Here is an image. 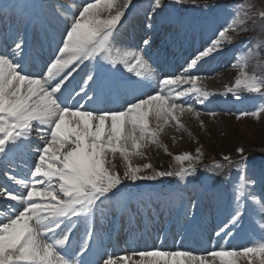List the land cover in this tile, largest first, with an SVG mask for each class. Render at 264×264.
<instances>
[{"label":"snow or ice","instance_id":"obj_1","mask_svg":"<svg viewBox=\"0 0 264 264\" xmlns=\"http://www.w3.org/2000/svg\"><path fill=\"white\" fill-rule=\"evenodd\" d=\"M174 2L180 4L186 0ZM191 2L195 4L196 0ZM130 5L131 0H124L122 5L118 0H91L77 9L65 30L62 46L57 49L58 55L42 75L29 73L21 63L22 39L15 42L11 52L0 53V155L7 156L18 149L28 148L34 131L43 141L42 145L35 147L39 155L30 173L31 179L10 177L23 191L7 188L0 191V199L15 202L8 205L6 219L0 220V264H88L80 258L89 248L87 239L77 251H70L71 230L77 222L73 218L83 217L88 222L97 202L102 204L104 200H110L109 193L114 195V189L120 191V185L125 181H154L165 176L184 181L195 175L196 164L201 162L199 149L196 157L190 153L175 155L174 160L180 165L175 171H153L145 175L140 173L152 166L134 167L131 157H142V148L159 144L157 132L150 128V116L158 122V127L160 121L164 124L174 122L178 131L184 128L180 116L185 111L199 118L200 113L191 104L177 102L190 93L205 99L208 97L209 93L197 83L201 76L191 71L197 68L198 62L231 44L233 36L229 33L240 34L248 30L244 25L248 20L255 24L254 17L258 16L264 30V10L244 11L241 18L245 8L242 4L233 10L229 21L210 43L190 60L185 75L162 79L155 94L133 96L116 110L70 105L71 96L66 95L65 84L85 61L98 64L103 61L109 65L104 68L101 64V71L95 76L87 74L79 90L75 91V95H83L93 105L106 90L115 89L121 82L138 83L125 77L120 66L139 81L151 78V58L145 56L143 48L121 49L114 45V33ZM196 6L211 7L206 4ZM160 7L161 0H153V10ZM142 43L147 48L151 40L144 39ZM250 43L246 41L244 45ZM235 59L237 63L233 67L238 69V75L234 84L226 88V93L238 100L242 92L264 97V73L248 70L249 55L236 56ZM181 83L191 87L180 91L172 88ZM262 112L264 106L251 113L241 112L237 118L249 115L259 118ZM117 153L126 163L122 176L114 170L113 159ZM237 153L241 156V160L235 162L240 171V183L236 187L239 196L246 183L248 158L243 148H238ZM222 159L229 167L234 163L230 156L225 155ZM184 162H188L187 167L183 166ZM225 167L222 163L212 165L213 169ZM0 214H5V210L0 209ZM241 215L242 208L238 203L230 223H237ZM221 232L225 229L222 228ZM230 234L225 232L226 236ZM91 235L90 231L86 232L87 237ZM131 255L139 257L135 264H216L217 261L219 264H238L237 257L247 258L248 264H254V261L264 264V238L239 249L222 247L204 254L161 248ZM118 259L129 264L128 255ZM104 264H116V261L109 257Z\"/></svg>","mask_w":264,"mask_h":264},{"label":"rangeland","instance_id":"obj_2","mask_svg":"<svg viewBox=\"0 0 264 264\" xmlns=\"http://www.w3.org/2000/svg\"><path fill=\"white\" fill-rule=\"evenodd\" d=\"M19 2L20 0H0V10L3 11L4 15L3 19L0 20L2 22L0 36L2 42H10L9 47L3 50L0 49V53L11 52L15 48V42L20 39L23 40L24 44L26 42L25 21L21 25L18 21L22 14L18 15L17 11L13 12V15L11 11ZM88 2H91V0H63V4L60 5L61 12L58 15L63 16L65 20H60L61 25L57 24L56 19L53 20L55 26L52 27V30L45 29V24L48 25L45 20L52 21V13L54 12L52 9L57 12L60 9L50 6L48 8L49 16L43 11V22H40L37 16L32 18L36 28L40 29L42 25L44 27L41 29L42 32L34 29L33 37L35 39L32 38L30 44H33V48L36 45V48L35 50L31 49L26 57L29 54L34 55L37 53V59L45 66L44 69L40 68V74L33 75L39 76L46 72L47 66L58 55L57 49L62 46L61 41L66 28L71 23L72 14ZM118 2L122 5L124 0H118ZM39 3L44 9H47L50 4L47 5V0H40ZM64 3L69 6L64 5ZM205 4L211 7L204 9L196 6ZM242 4L245 5V8L242 10L241 18H243L244 11L251 13L264 10V4L262 9L253 0H196L195 4L191 0H186V2L180 4L175 3L174 0H161V7L155 10H153V0H131V5L125 10V15L120 21L122 25L117 27L118 31L120 28V33H114V45L121 49L143 48L145 56L151 58V63L152 61L169 63L166 67L171 73L166 78L182 76L185 75V69L188 67L190 60L210 43L217 31L229 21L233 10ZM252 5H255V8ZM8 9L11 14L8 13L7 17L8 15L12 16L5 20L4 17L7 18L5 14ZM104 15L107 16L108 14L105 13ZM254 18L256 19L255 24L248 20L244 25L248 30L242 31L240 34L230 32L229 35L233 36L231 44L226 45L214 56L205 58V61L198 62L197 68L191 70L201 76L202 79L197 83L209 95L205 99L198 97L195 93H190L184 95L177 102H183L186 105L191 104L200 113L199 118L197 119L193 113L185 111L180 116V123L183 124L184 128L178 131L174 122L164 124L163 121H160L158 127V122L150 116V128L157 132L159 144H148L141 149L143 152L142 157H131V163L134 167L150 164L152 170L169 171L174 164L177 168L180 167L174 160L175 155L190 153L193 157H196L197 149H199L202 153L199 157L201 162L196 164L195 175L184 181H180L178 178L174 180L173 194L169 190L170 188L157 187L158 183H154L156 180L145 181L150 184L142 185L143 187L141 186L138 192L121 188L128 183V181H125L124 184L120 185V191L114 189V195L109 193L112 197L110 200H104L102 204L98 201L89 218V222L95 220L98 223V231H96L93 239L95 252L99 257V259L94 260L95 264H104V260L109 257H112L116 264H124L123 261L118 259L124 255L129 256V264H135L139 257L131 254L144 250L161 248L165 250H190L193 241L187 242L185 246L180 245V243L176 244V238L182 233V230L190 229L187 225L193 228L201 226L209 231V233L205 231L206 235L200 234L203 239H206L205 242L202 239L196 250H190L197 254H204L213 249L219 250L222 247L239 249L254 240L264 238V169L257 167L259 165L264 166V112L261 113L259 118L251 115L237 118L241 112L251 113L264 106V97L259 94L242 92L241 95L243 96L238 100L230 93H226V88L234 84V80L238 75V69L233 67L237 63L236 56L249 55L248 70L264 73V30L261 28V21L258 16ZM31 24L33 25L32 21L29 22V25ZM13 31H15V35L12 36ZM45 31L49 35L50 32L53 33L49 38L58 43L51 50V54L40 55L38 53L42 47L40 36L42 39L44 38L43 42L45 43V34H47ZM123 31L124 33H122ZM124 35H127V37L132 36L130 43H136V46L133 48L127 47L123 42L125 40ZM121 36L123 37L121 38ZM135 37L139 40L135 41ZM12 38L13 42H11ZM149 38L151 43L147 48H144L142 41ZM246 41H251V43L245 46L244 42ZM0 47L2 48L3 44H0ZM91 62L86 67L87 71L82 80H85L89 73L94 75V68H89ZM79 67H81V64ZM120 70L122 73L126 71L123 66H120ZM154 78V74H152L150 81ZM190 87L189 84L184 83L172 86L175 91L187 90ZM145 88L148 89V86ZM232 99L236 100H233V102ZM225 101H227V104L223 105L222 103ZM209 113H215V115ZM42 144L43 141L39 140L38 133L34 131L28 148H21L12 154L10 153L9 159L6 160H3L4 156L0 155V191L4 188L12 191L20 189V186L10 179L12 176L18 179H31L30 173L34 170L39 155L35 147ZM238 148L244 149V155L246 152L251 155L253 153V156L256 155L251 160L252 165L247 168L246 183L239 196L236 187L240 183V171L235 165V162L241 160V156L237 153ZM225 155L232 158L234 162L232 166H227L228 162L222 159ZM216 163H222L226 167L213 169L212 165ZM113 164L115 165L114 170L122 176L126 170V163L119 153L115 155ZM183 166L187 167L188 162H184ZM149 170L147 169L142 174H150ZM138 184L140 183L138 182ZM150 185L152 188L149 187ZM168 197H171L173 202L171 199H167ZM131 199L138 202L143 201L145 206L149 203V228H151V233L155 234L153 238L155 242L151 244L150 248L134 251L122 249L121 254L109 256L107 253L111 249L110 245L107 243L104 248V243L112 236L109 233V228L115 227L114 223L120 230L129 228L125 220L127 222L128 220L131 221V210L129 209V203H127ZM215 201L221 206H218ZM166 202H168V207H165ZM238 203L242 208L239 221L242 223L244 220V225L238 222L234 225L230 223ZM130 204L132 203L130 202ZM8 205H13V202L0 199V209L5 210V214H0V220L6 219ZM138 207L139 204L136 205V208ZM141 211H144L143 207ZM153 217L156 218L154 225L152 224L154 222L152 221ZM139 225L140 227L137 225V234L141 238V233L145 231L142 230L140 223ZM226 225L227 228L224 227ZM87 226L85 220H83L78 234L85 233L86 235V232H88ZM222 228L225 229V232L231 234L226 236L225 232H221ZM176 230L177 233H175ZM166 232L172 239L171 241L166 240L163 245L169 244L170 247L156 248L157 239ZM196 233L197 229L193 230L192 234L195 235ZM217 233L220 234L217 235ZM125 240V234L119 233L118 246L121 245L126 248ZM195 242L197 240H194ZM140 243H143L142 238ZM237 260L238 264H248L245 257H237ZM216 264H219V262L217 261ZM254 264H256L255 261Z\"/></svg>","mask_w":264,"mask_h":264},{"label":"bare ground","instance_id":"obj_3","mask_svg":"<svg viewBox=\"0 0 264 264\" xmlns=\"http://www.w3.org/2000/svg\"><path fill=\"white\" fill-rule=\"evenodd\" d=\"M58 1V2H57ZM52 2H53V4H52ZM54 2H56V3H54ZM48 3H50L49 4V6L47 7V9H45V12L47 13V15H48V13H49V11H48V8L50 7V6H54L56 9H60V5L61 4H63V0H51V1H49V0H47V5H48ZM64 5H67V6H69L67 3H64ZM22 11V12H24V17H25V19H27V24L29 25V22L31 21V16H33L34 14H36V15H39L40 16V19L41 20H43V17L41 16V13H40V11L38 10V5L34 2V0H21L20 2H19V4L16 6V9L14 10L15 12L16 11ZM24 10H26L27 11V13L24 11ZM54 12L52 13L53 14V17L51 18L52 19V21H50L49 19L48 20H45V22H52L51 23V26L52 27H54L55 26V19H56V21H57V24H59V25H61L60 24V20H65L64 18H62L60 15H58V13H60L61 12V9L59 10V12H57L55 9H52ZM3 12H2V10H0V16H1V18L3 19V14H2ZM8 13H10L11 14V11L8 9L7 11H6V14H5V16L7 17V14ZM13 14V13H12ZM12 15H8V17L7 18H5L4 17V19L5 20H7L9 17H11ZM28 16V17H27ZM49 16V15H48ZM48 18V17H47ZM54 20V21H53ZM56 24V25H57ZM33 26H34V24L32 25H30V27L33 29ZM0 29H1V27H0ZM63 32V31H62ZM62 32H61V34H62ZM120 33V28H119V31L117 30L116 32H115V34H119ZM122 33H124V31L122 32ZM123 36H121V38H122ZM131 37L132 36H129V37H127V35L125 36V40L123 41V39H122V41L123 42H125V44H126V46L127 47H129V48H133V44H130L129 42L131 41ZM27 39H26V42H25V46H31L32 44H30V41H32V38H33V35L32 34H30V35H27V37H26ZM137 40H139L137 37H135V41H137ZM121 41V40H120ZM121 41V42H122ZM9 41H4V42H2V37L0 36V44H3V47L1 48L0 47V49L1 50H3V49H6L7 47H9ZM41 43V42H40ZM40 45V44H39ZM41 46H42V44H41ZM135 46H136V44H135ZM50 48V45H45V47H41V50H40V52H38V53H40V55H41V52H43L44 50H45V52H46V50H48L49 48ZM25 49H26V47H25ZM23 53H24V51H23ZM48 54V53H47ZM22 62H23V60H22ZM21 62V63H22ZM101 64H103V67L104 68H107V64H104V62L103 61H100L99 62V64L96 62V61H93V65L94 66H97V68H95V75L100 71V65ZM98 67H99V69H98ZM98 69V70H97ZM86 71V68H84V69H82V70H80V72H79V74L77 75V78L76 79H79L80 77H82V75H83V73ZM8 158V156H4V158H2L3 160H6ZM19 189V188H18ZM20 191H23V189H19ZM135 200H131V203L132 202H134ZM13 202V201H12ZM15 203L13 202V205H14ZM132 217H133V214H132ZM142 222H143V226L144 227H147L148 226V222H149V216H148V212H145V214H143V220H142ZM119 231H120V229H119ZM126 231V230H125ZM125 231H124V233H125ZM122 232V230L120 231V233ZM118 234H119V232L116 230L115 231V235L113 236V237H111V244H113V246H114V244H115V239L117 238V236H118ZM153 234H149V235H147L146 234V237H145V235H144V237H145V239H144V241H146V242H149V243H153L154 241H153ZM162 238H164V237H162ZM167 238V237H166ZM164 240H165V238H164ZM186 240H187V234H185V236H184V239H183V242H186ZM163 241H161V243H162ZM165 243H166V241H165ZM128 244H132V242L130 241V243L128 242ZM115 249L117 248V246L116 247H114Z\"/></svg>","mask_w":264,"mask_h":264},{"label":"trees","instance_id":"obj_4","mask_svg":"<svg viewBox=\"0 0 264 264\" xmlns=\"http://www.w3.org/2000/svg\"><path fill=\"white\" fill-rule=\"evenodd\" d=\"M253 2H256L263 9L264 0H253ZM165 178H169V177L166 176Z\"/></svg>","mask_w":264,"mask_h":264}]
</instances>
